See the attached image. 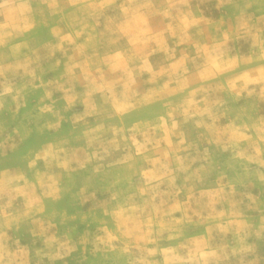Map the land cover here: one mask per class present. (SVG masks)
Returning <instances> with one entry per match:
<instances>
[{
  "label": "rangeland",
  "instance_id": "1",
  "mask_svg": "<svg viewBox=\"0 0 264 264\" xmlns=\"http://www.w3.org/2000/svg\"><path fill=\"white\" fill-rule=\"evenodd\" d=\"M0 264H264V0H0Z\"/></svg>",
  "mask_w": 264,
  "mask_h": 264
}]
</instances>
